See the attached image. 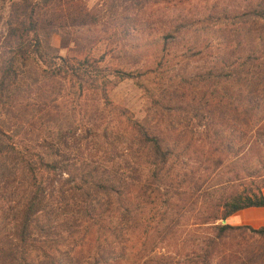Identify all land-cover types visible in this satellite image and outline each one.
<instances>
[{
	"label": "trees",
	"instance_id": "1",
	"mask_svg": "<svg viewBox=\"0 0 264 264\" xmlns=\"http://www.w3.org/2000/svg\"><path fill=\"white\" fill-rule=\"evenodd\" d=\"M101 1L0 0V264H264V227L225 224L264 208V0ZM124 81L143 117L110 102ZM86 91L119 154L80 156L62 109Z\"/></svg>",
	"mask_w": 264,
	"mask_h": 264
},
{
	"label": "rangeland",
	"instance_id": "2",
	"mask_svg": "<svg viewBox=\"0 0 264 264\" xmlns=\"http://www.w3.org/2000/svg\"><path fill=\"white\" fill-rule=\"evenodd\" d=\"M88 8H92L96 6L97 4H101V0H84ZM5 17V13L3 14ZM4 24H1L0 26V41L2 37L4 36ZM61 40L58 36L52 37V40L50 41V44L53 48L59 49L60 48ZM106 43H102L104 45ZM73 49V48H72ZM78 52L73 49L72 53L67 51H60L58 53L59 56L65 57L68 55V57H75V58H81V56H78ZM99 54L92 52L91 56H94L95 58L98 57ZM107 63H110L109 65H113V63L109 60H106L102 66H105ZM203 60H195L193 63L191 62L187 74H198L202 71V69L205 68ZM207 68V67H206ZM44 71L48 73V75L51 74V71H54L52 69L43 68ZM108 79H111L110 75H107ZM79 84L76 83L75 88L73 89H66V93H68V98L66 97L65 102H67L66 105L69 106V104H72L74 101H76V96L74 94L78 95V87ZM83 98H78L77 102L72 107H66L63 108L62 111L66 114L67 117L75 116V126L78 127L76 130V134L74 136L75 143H79V141H82V144H78L77 148L79 149L80 156H91L92 159H95V157L100 156V152L104 151L106 153H118L123 150V145H121L120 139H115L114 137L108 138L107 140H102L99 143H97L96 146H94V143L92 142V138L95 136L93 131L91 130V127H101L104 128L106 124H109L111 128L117 129L120 128L121 123L118 121L119 119H122L118 117V114L116 112H113L111 109L107 108L105 106L104 101H100V94L96 91H86L84 92ZM107 96L112 103L113 107L115 108H123L128 111V113L134 115V117H143L142 113V107L145 103V99L143 96V93L135 87L132 81H124L119 83L115 87H109L107 90ZM104 104V105H103ZM119 125V126H118ZM86 129V131H85ZM74 139L71 140L74 141ZM90 143V144H88ZM106 144H110L111 147H108ZM70 145V144H69ZM110 148V151H109ZM75 151V150H74ZM71 156L74 155L73 152H70ZM79 154V153H78ZM119 154V153H118ZM66 155V154H65ZM67 174L64 173L63 178L61 180L67 178ZM60 181V182H62ZM127 252L115 255V260L117 264H145L146 259V252L142 253L141 259L137 262L133 258L132 255L133 251H136L134 249L133 251L130 248H126ZM171 257L173 259H178L179 262L183 261V253H177L171 252ZM168 254V255H170ZM145 255V256H144Z\"/></svg>",
	"mask_w": 264,
	"mask_h": 264
},
{
	"label": "crops",
	"instance_id": "3",
	"mask_svg": "<svg viewBox=\"0 0 264 264\" xmlns=\"http://www.w3.org/2000/svg\"><path fill=\"white\" fill-rule=\"evenodd\" d=\"M225 224L231 227L247 226L253 229L264 227V208L242 210L229 217L225 221Z\"/></svg>",
	"mask_w": 264,
	"mask_h": 264
}]
</instances>
